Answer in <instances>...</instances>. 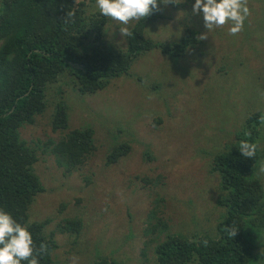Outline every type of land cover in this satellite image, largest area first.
I'll list each match as a JSON object with an SVG mask.
<instances>
[{
	"label": "trees",
	"instance_id": "obj_1",
	"mask_svg": "<svg viewBox=\"0 0 264 264\" xmlns=\"http://www.w3.org/2000/svg\"><path fill=\"white\" fill-rule=\"evenodd\" d=\"M168 4H159L158 0L160 11H154L149 16L153 26L158 19L163 18V9ZM181 6V3L174 4L172 8ZM69 11H75V16L66 23ZM262 11L264 17V9ZM107 19L99 11L98 14L96 11L89 13L83 0H0V209L28 227L37 248L41 243L48 246V253L38 257L39 264H66L51 260V255L57 248L53 240L54 232L77 237L82 231V223L80 218L75 217L70 222H65L66 224H54L45 233L44 228L53 217L62 216L65 207L62 202L57 204L58 209L52 214L45 215L48 216L46 219L39 222L28 221L29 209L38 202L48 209L40 199V195L45 193V186L41 177L36 174L37 161L43 160L44 154L52 159L57 175L51 177V180L65 178L70 172L85 168L98 152L94 138L96 130H100L104 136L103 168L121 163L128 156L132 144L143 146V161L154 160L145 141L146 136L159 127L162 117L147 110L149 97L159 95L164 87L168 88V85L164 86L165 80L173 78L176 70L184 72L179 80L182 85L191 79L195 80V74H199L179 66L185 59L184 50L199 42L195 38L198 35L196 30L184 29V34L177 41L144 40L139 34L141 25L138 22L131 30L133 36L122 37L123 48L117 49L113 45L115 38L105 37L107 29L115 37L117 31V26ZM261 25V30L260 25L256 28L257 46L243 45L232 54L233 61L229 63L233 64V72L228 71L227 63L219 64L216 74H213V83L205 81L202 84L196 83L195 86L196 94L205 92V95H196L199 103L209 102L210 97L218 95L220 91L224 92L222 99H228L234 88L238 91L246 84L259 89L261 93L260 103L251 104L247 110L243 106L238 109L235 105L231 106L229 123L240 118L241 124L238 128L234 127L233 132L226 131V135H231L228 139L230 142L224 141L227 139L226 135L215 134L209 140L208 136H202V130L198 131L200 143L212 145H208V148L199 147L196 152V156L205 160L204 164L207 165L203 177L205 180L206 176L205 183L197 188L200 204L193 207H201L203 211V220L199 221L201 224H213L214 214L212 232L209 234L202 231L189 218L188 222L181 220L175 227L162 222L160 207H163V199L154 198L156 194L153 191L154 187L163 186L160 180L162 175L160 172L154 177L135 175V180L146 185L145 191L140 184L132 185L127 180L128 193L121 205L125 210L124 214L131 220L140 204V228L138 219H134L132 223H137L136 228L132 226L131 229L128 225L130 228L126 235L119 240L113 239V244L117 240L123 246L125 239L129 242L135 236L145 238V241L140 242L135 264L262 263L264 245L259 247L262 249L259 255L258 240L264 234V195L257 186L237 182L245 175L257 174L250 169L254 161L241 155L239 142L247 140L259 145L264 140V71L249 75L244 71L248 58L240 56L243 49L249 48L254 57L264 59V21ZM152 51H156L155 54L159 53L164 59L160 64L157 63L158 60L153 62L152 59L147 63L152 69L150 74L157 75L162 82H136L140 87L139 100L135 101L130 95H126L128 102H123L122 108L114 107L113 104L104 112H112L114 115L113 121H108V126L102 124L107 120L99 119L94 125L65 131L68 105L59 97L52 106L49 121L50 132L58 133L55 141L49 138L46 141L28 139L25 136L27 126L20 129L25 124L30 125L36 116L50 107L46 99L47 86L58 80H65V86L69 82L72 84L71 93L74 89L80 95L97 94L95 96H102V101L108 100L109 97L106 96L111 80L116 79L117 84L119 77L131 76L128 75L130 63L140 55ZM164 66H169L167 72ZM60 94L61 90L58 92ZM53 98L54 96L49 99ZM260 107L263 109L255 111ZM98 113L100 112L95 111L96 117ZM45 128L46 126L40 127L39 130L43 131ZM19 136L23 139L20 140ZM158 146L166 149L168 144ZM248 178L249 185L255 182L252 176ZM59 189L60 184L55 190ZM186 205L187 203L183 204ZM181 225L185 231L181 229ZM226 226L236 227L237 234L230 238L224 230ZM205 240L208 242L207 246L202 243ZM146 249H150V256H147ZM115 251L113 250L114 253ZM110 257L99 256L91 264H117ZM21 264L27 262L22 261Z\"/></svg>",
	"mask_w": 264,
	"mask_h": 264
},
{
	"label": "rangeland",
	"instance_id": "obj_2",
	"mask_svg": "<svg viewBox=\"0 0 264 264\" xmlns=\"http://www.w3.org/2000/svg\"><path fill=\"white\" fill-rule=\"evenodd\" d=\"M193 3L194 0H183L182 6L177 9H173L174 4L169 3L163 9L162 21L157 24L156 28L146 33L147 37L152 40L177 41L186 29L196 30L198 35L195 38L199 40V35L207 30L204 27L202 15L192 13L191 5ZM248 7L251 15L245 20L244 29L238 36L228 35L229 25H225L223 28L211 30L206 40H199L196 46L184 50L183 56L185 59L179 66L186 71L190 69L197 71L199 74H195V80L191 79L184 85L179 84L181 74L184 72L176 70L173 73V78L165 80L164 86L168 85V88L164 87V91L160 92L159 95L149 97L147 110L149 112L154 111L162 117L159 127L154 128L146 136L145 141L154 160L145 161L146 159H144L143 161V146L132 144L128 156L121 160V163L117 162L108 168H103L104 136L100 130H96L94 138L98 152L88 162L90 169L96 172L97 184H94V188L84 185L76 172H70L65 178L59 177V179L51 180V177L57 175L52 159L44 154L43 160L37 161L35 165L36 174L41 177L45 186V193L40 195V199L48 206V209L41 202H38L33 208L29 209L28 221L39 222L46 219L44 215L52 214L54 210L58 209L57 204L62 202L65 204L62 216H55L57 222H50L44 228L45 233H48L54 224H66L65 222H70L75 217L80 218L82 223V231L77 237L58 233V231L54 232L53 240L57 244V248L51 255V260L70 264L72 257L75 256L78 257L76 264H91L97 257L107 255L108 257L111 256L110 258L117 264H135L134 260L139 255L141 247L140 242L145 241V238L135 236L129 242L125 239L123 246H120L117 242L127 234L128 228L131 227L132 229V226L136 228L137 223L140 228L142 216L140 204L136 207L137 213L131 220L124 214L125 210L121 205V201L128 193L127 180H130L132 185L140 184L145 191L146 185L135 180L133 178L135 175L154 177L159 172L162 175L160 180L163 182V186L153 188L154 195L156 194L154 198L159 199L162 197L163 199V207H160L162 222L175 227L176 223H181V220L188 222L189 218L202 231L209 234L212 232L215 222L214 214H212L213 224L207 222L201 224L199 221L203 220V211L201 207H193L200 204L197 199V188L205 183L206 176L205 180L203 177L207 165L204 164L205 160L196 156V152L199 147L208 148V145H212L200 143L201 137L198 135V131L202 130V136H208L209 140L215 134L225 136L227 130L233 132L234 127L238 128V125L241 124V119L238 118L234 123H229L231 106L235 105L236 109L243 106L247 110L251 104L260 103L261 93L259 89H254L246 84L238 91L234 88L231 97L228 99L223 100L224 92L220 91L218 95L210 97L209 102L199 103L196 95H205V92L201 91L196 94L195 86L196 83L202 84L205 81H210L209 84L213 83L215 80L213 74H216L219 64L227 63L228 71L233 72V64L229 62L233 61L231 56L240 46H257L256 35L258 33H256V28L260 25L259 30H261L263 27L261 24L264 21L262 11L264 0H248ZM111 23L116 24V21L111 19ZM152 26V24L144 25L143 30ZM104 34L106 38H115L113 41L114 47L117 49L123 48L124 44L119 30L116 31V37L108 29ZM248 50L249 48L243 49L240 53V56H247L248 58L244 71H247L249 75L264 71V59L254 57ZM152 52L140 55L132 62L128 74L131 76H127V78L119 77L117 84L114 83L111 88L112 92L109 99L101 104L99 102L102 96H95L97 94L80 95L74 89L71 93V85H68L69 87L65 91L63 88L65 84L62 80L47 86V88L50 87L46 89L48 97L51 98L54 95L53 99L46 98L50 107L41 115L36 116L30 125L25 124L20 129L27 126L25 136L28 139L39 141H44L46 138L56 139L58 134L50 132L48 124L51 119L52 106L59 97H62V100L69 105L67 129L65 131L94 125L99 119L100 121L107 120L102 124L108 126L110 123L108 121H113L114 115L112 112H104L109 110L113 104L114 107L122 108V103L128 102L125 99L126 95H130L131 99L135 101L139 100L140 87L136 82L139 80L147 84L153 80L158 81V83L162 82L160 77L150 74L152 69L147 63L151 62V59L153 61L159 59L158 55L152 56ZM146 69L148 72L145 73ZM164 70L167 72L169 66H164ZM239 81L241 82V79ZM59 90L62 91L60 95H58ZM263 107L255 111L262 110ZM236 109H233L235 113H237ZM95 111L100 112L96 114L99 118L95 116ZM221 115H223L221 121L226 117L228 123L219 127L220 134L215 128L218 125L216 123L217 117ZM204 125H206V128L203 129ZM44 126L46 128L43 131L39 130L40 127ZM93 129L95 131V128ZM45 136L47 137L45 138ZM226 136L227 139L224 141L230 142L228 139L231 135ZM19 139L21 140L23 137L19 136ZM165 144H168L166 149L158 146ZM261 162H264V158L261 159ZM260 182L264 186V174H262ZM59 184L60 189L55 190ZM69 188L73 189L70 190ZM185 203L187 205L183 206ZM134 219H138L137 223H132ZM180 227L185 231L182 225ZM113 239H117L114 244ZM258 241V248L262 247L264 245L263 233ZM113 250H116L115 253ZM149 250L146 249L147 256H150ZM261 250L258 249L259 255ZM261 257H263V261L259 264H264V256ZM187 264L196 263L190 262Z\"/></svg>",
	"mask_w": 264,
	"mask_h": 264
},
{
	"label": "clouds",
	"instance_id": "obj_3",
	"mask_svg": "<svg viewBox=\"0 0 264 264\" xmlns=\"http://www.w3.org/2000/svg\"><path fill=\"white\" fill-rule=\"evenodd\" d=\"M83 1L86 8H89V13L96 11L98 14L99 11L102 16L108 18V22L111 23V19L116 21V24L114 25L117 26V31L119 30L122 37L131 38L133 36V32L131 30L134 29L136 24L139 22L141 25L139 34L144 40H148L150 38L147 37L146 33L156 28L157 24L163 19H158V21L154 24V27H147L143 30L144 25L152 24V19L151 17L149 19V16L154 11H160V8L158 7V0ZM182 2L183 0H159V4L165 5L168 3L180 4ZM191 9L193 14L202 15L203 24L207 30L206 32L199 35V40H206L208 38V33L211 30L215 28H223L225 25H229L227 30L228 35L238 36L244 29L245 20L249 15H251V11L248 7V0H194V3L191 5ZM74 16L75 11L67 12L65 22L67 23L68 20ZM155 52L156 51H153L151 53L152 56L156 55ZM158 57L159 59L157 63L160 64L164 61V59L159 53ZM132 62L128 67V74L130 73ZM114 80H111L109 84L106 98L110 97V93L112 92L111 88L115 83ZM68 85H71L72 87L71 82H69L67 86H64L63 88L67 90L69 87ZM46 98L49 99L47 92ZM105 100L106 99L103 101L101 100L99 104ZM222 117L223 115L218 116L216 121L218 125L215 129L219 133V127L226 125L225 123H228L226 117L223 118V121H221ZM48 126L50 128L49 124ZM52 132L57 133L54 131ZM46 137L47 136H45V138ZM47 139L48 138H46L44 141ZM50 140L55 141L56 139ZM238 148L243 157L254 161L250 169H253L257 174L245 175L240 181L237 182L244 183L247 186H257L264 195V186L261 185L260 182L261 176L264 174V162H261V159L264 158V154H262V152H264V140L259 145L256 143H251L247 140H241L238 144ZM73 172H76V175L80 177L84 185L92 186L94 188V184H97V177L95 176L96 172L90 169L89 164H87L85 168H80ZM248 176H252V180H255V182H251L249 185L247 180L249 179ZM69 189L72 190L73 188ZM44 217L47 218L45 215ZM54 221L57 222L55 217H53L50 222ZM224 230L227 232L230 238L237 234V228L234 226H226ZM202 243L207 246L208 242L205 240ZM47 253L48 246L46 244L41 243L38 248L34 245L32 235L26 225L18 223L10 213L0 209V264H21L22 261L27 262V264H39L38 257H42ZM77 260L78 257H72L70 264H76Z\"/></svg>",
	"mask_w": 264,
	"mask_h": 264
}]
</instances>
